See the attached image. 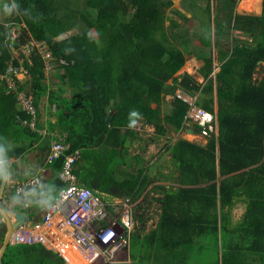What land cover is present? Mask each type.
I'll return each mask as SVG.
<instances>
[{
    "label": "trees",
    "instance_id": "obj_1",
    "mask_svg": "<svg viewBox=\"0 0 264 264\" xmlns=\"http://www.w3.org/2000/svg\"><path fill=\"white\" fill-rule=\"evenodd\" d=\"M218 1L213 18L216 43L229 28L250 36L251 41L218 52L221 64L214 79L209 77L212 61L204 59L200 73L206 83L202 92L212 93L215 84L217 135L207 137L204 145L184 139L167 145L180 187L166 190L157 200L161 204L157 225L140 242L142 253L135 264H159L157 252L161 257L189 253L207 240H214L215 246L220 240L223 258H229V264H237V258L247 254L255 257L256 264H264V72L259 81L252 80L258 63H264V0L239 3L241 9L256 13L261 4L258 16L234 14L237 0ZM12 4L17 12L15 21L24 23L29 34L22 31V36L10 42L8 27L0 25V75L11 58L7 46L19 48L31 39L43 42L56 60L64 61L54 67L60 82L54 90L43 82L44 62L36 49L28 56L20 55L30 78L27 95L36 108L43 95H48L49 106H55L54 124L59 130L54 139L68 145L66 154L79 152L73 172L81 186L90 188L102 201L132 197L144 179H140L143 169L135 176L126 174L123 181H118L116 174L125 163L122 154L136 136L133 129L138 123L149 122L159 135L177 133L185 122L188 104L176 98L175 92L191 93L195 87L186 74L175 76L190 54L185 58L168 43L163 22L159 27L172 0H12ZM204 11L208 16L209 4ZM222 11L230 13L226 25L218 22ZM80 23L85 29H77ZM176 26L170 20L169 27ZM69 29L75 30L70 37L55 40ZM90 30L97 34L99 44ZM169 79L171 84L167 85ZM62 84L69 88V95L64 94ZM19 89L24 90L22 83ZM167 95L173 97V108L160 117V103ZM211 103L209 100L205 109L213 113ZM16 115L26 118L15 96L6 93L0 82V160L19 158L40 137L20 127ZM52 128L53 123L49 129L54 132ZM63 163L61 157L49 164L54 178L31 193L32 218L41 211V204L53 201L64 187L57 176ZM238 202L244 211L233 222L232 210ZM145 251H150L147 257ZM151 257L156 260L147 263ZM2 264L64 261L39 243H17L7 246ZM249 264H253L252 259Z\"/></svg>",
    "mask_w": 264,
    "mask_h": 264
},
{
    "label": "rangeland",
    "instance_id": "obj_2",
    "mask_svg": "<svg viewBox=\"0 0 264 264\" xmlns=\"http://www.w3.org/2000/svg\"><path fill=\"white\" fill-rule=\"evenodd\" d=\"M241 0H237L235 2L234 6V14H240V15H258L261 12L256 13L255 11H248L245 9H241V6H239ZM209 4V15L204 11L205 5ZM217 5H219L218 0H172L171 7L166 8L163 20L159 23V27L162 25L165 30L166 38L168 43L174 45L176 48H178L184 55L185 58L189 56V58H186L181 68L175 73L176 77H181L182 75L186 74L187 76L191 77L193 79V84L195 87H193V90L191 93H185L182 90V97L186 99L187 101L192 102V107L195 108H201L203 111L208 112L205 109V104L211 100V107L214 116H216V91H215V84L213 85L212 93H203L202 89L205 86L206 79L205 77L200 73V69L205 64L204 59L211 60L212 61V69L213 72L218 71L217 66L221 64L218 52L220 50L222 51H230L232 48L231 45L238 44L242 45L243 43H248L251 41V37L245 34H242L240 31L232 30L229 28V31L227 33H223L221 35V41L220 43H216V38L214 36V24L213 18L215 16V12L217 9ZM176 11L183 14V16L186 19H183L180 17ZM222 11L218 17V22L226 25L228 23V17L230 16V13L227 11ZM16 10L14 8V5L12 4V0H0V25L3 27H8V39L10 42L12 39V36L16 37L18 34L22 36V31L26 32V27L24 23H19L15 21L16 18ZM170 20L174 21L176 23V27H169ZM85 29V26L80 23V27L77 28L79 30ZM76 29V30H77ZM75 30L69 29L64 31L61 35L55 38L56 41L66 39L70 37ZM92 36L96 40V42L99 44L98 36L93 31L90 30ZM29 34V33H28ZM205 38V39H201ZM239 40V42H237ZM36 43L38 46L37 53L40 55L44 62V72H45V79L43 82L47 84L48 89H54L57 90V88L60 86L59 79H57L54 75L55 73V65L56 62H60L61 64H64L61 60H56L54 56L51 55V53L47 50L46 45L43 42H38L36 40L29 41L28 43ZM183 43H186L187 46L185 47ZM24 44V45H25ZM7 46V48L11 51V54L16 57L17 53L13 47V45ZM42 53L43 56L40 54ZM28 56V55H25ZM198 58H197V57ZM50 61V63L47 65V62ZM264 72V63H258L256 67V71L253 74L252 80L259 81L262 77ZM214 73H212L211 76L214 79ZM22 85H24V91L27 93H30V78L27 76H24V79H22ZM167 85L171 84V79L167 80ZM62 88H64V94L69 95L70 90L66 86L62 84ZM48 96V95H47ZM47 96L43 95L41 97V109L44 112V121L39 122V117L41 118L40 114L37 111V126L41 124L46 123V127L40 128L39 126L37 128H40L41 130H50L49 126L53 123L52 130H59L55 123V120L57 116L54 114L56 109L54 105L48 104ZM172 99L173 97L170 95H167L164 97L163 101L160 103V117L170 114L172 110ZM154 107V105H152ZM54 121L52 122V120ZM190 120H186L183 123V126L180 130H182L180 133H174L172 131L167 132L165 135H159L156 132V126L145 124L144 122L138 123L136 127L133 129L135 132V137L131 138L130 143L127 145L125 154L123 153V158L125 160V163L123 165V168L120 171V174H116V179L118 181H123L126 177V174L128 176L130 175H136L137 171L141 168L143 169L141 174V178L144 176V179H142L141 186L137 188L136 193L129 197L127 200H122L124 202H120L119 200H116L115 202L112 201V199H105L103 202L107 205L106 206V213L107 216L104 217V219L100 222L102 226L105 228L108 227L110 224V221H113L114 219H119L120 214H123L124 212L128 211L133 215V221L135 224H140L141 222L151 223L148 225L157 224L159 219V212H160V203L157 202L158 199H161L163 193L166 190H175L180 187L179 183L176 181V169L174 168V165L170 161V154L166 148L168 147V144L173 143V141L177 139H184L187 141L195 142L198 144H205L207 142V137L205 136V140H201V137H197L194 133H189L188 130L193 129V131L199 135V131H195ZM164 127L167 128L166 125ZM187 130V131H186ZM216 130V133H215ZM51 131V130H50ZM55 132V131H54ZM211 134L217 135V125H215V128ZM210 134V135H211ZM41 136V135H39ZM65 137V134L62 135V138ZM201 140V142L199 141ZM25 155V153H24ZM27 155V153H26ZM23 159H21V158ZM19 161L22 163H27V158H32V155H28L23 157L20 156ZM136 158H139L140 162H138ZM16 164V162H14ZM23 164V165H24ZM142 197V198H141ZM18 201V200H17ZM43 210V209H42ZM244 211V205L241 203H236L232 216H233V222H236L239 220L240 216L242 215ZM46 210L42 214V216H45ZM138 214L141 215L138 216ZM3 221L0 219V232H4V226H2ZM1 243V242H0ZM130 252L131 253H139L140 248L135 244L133 241L130 244ZM125 253V252H124ZM64 256L66 257V261L70 264H87L86 259L81 256V254L76 250L74 246H70L65 250ZM206 260V259H205ZM98 264H103L102 262H97ZM96 263V264H97Z\"/></svg>",
    "mask_w": 264,
    "mask_h": 264
},
{
    "label": "built area",
    "instance_id": "obj_3",
    "mask_svg": "<svg viewBox=\"0 0 264 264\" xmlns=\"http://www.w3.org/2000/svg\"><path fill=\"white\" fill-rule=\"evenodd\" d=\"M18 36H12L11 41L16 40ZM9 47L11 48L10 44ZM32 48L38 51L36 43L23 44L19 48L14 47L17 56L14 57L11 54L5 71L0 75V82L5 86L6 93H12L15 96L19 111L26 116V118H22L16 115L17 124L43 136L46 132L37 128V108L33 104L32 97L27 95L24 90L19 89V83H23L22 79L27 75L20 55H29ZM40 54L43 56L42 53ZM49 63L50 61L47 62V65ZM175 97L188 104L185 119L201 127V136H210L216 125V116L201 108L192 107V102L184 99L182 92L177 91ZM67 150L68 145L63 140L51 142L45 161L52 164L59 158H64L62 168L57 173L58 178L64 183V187L47 209L43 220L19 227L12 236L11 244L39 243L61 257L65 264L67 262L64 252L68 247L74 246L80 254L89 258V264L96 261L103 264H114L125 254L126 237L132 227L131 217L127 212H124L120 215L119 221H110L106 228L101 225L100 222L107 216V205L90 188L78 183L73 169L74 162L79 158V152L75 151L69 155L65 153ZM2 163L4 160H0V164ZM39 186H41V181L37 176L23 181L9 178L6 192L10 191L19 197L27 195ZM23 199L27 206L26 198ZM118 227L121 231H118ZM63 228L64 232L62 233L59 229Z\"/></svg>",
    "mask_w": 264,
    "mask_h": 264
},
{
    "label": "crops",
    "instance_id": "obj_4",
    "mask_svg": "<svg viewBox=\"0 0 264 264\" xmlns=\"http://www.w3.org/2000/svg\"><path fill=\"white\" fill-rule=\"evenodd\" d=\"M259 12H261V4H260V11ZM260 14L261 13H259L258 15H260ZM40 103H41V100H40L39 105L37 107V111L41 116V118L39 117V122H40V119H41V121H44V119H45L44 112L42 113V111L43 110L45 111V109L44 108H43V110L41 109L42 107H41ZM53 121H54V119L52 120V122ZM40 126H41L40 128L46 127V123L45 124L40 123ZM43 131L46 132L45 135L40 136L36 142H33L32 146L25 152V155H23V157L26 156V158L28 155L33 156L32 158H27L28 159L27 163L24 164V163L20 162L19 159H12L11 161H9V164L7 166L9 169V173L7 176L8 178L6 177L8 180H9V178L11 180H13V178H14V179H16V181H21V180L23 181L27 178L37 176L40 178L41 185H44V184H48L49 182H51V180L54 178L55 173L50 168L49 164L46 163L45 158H46V155L48 153L51 142L56 141V139H54V137L55 138L57 137L58 132H57V130H55V132H52L50 130H43ZM181 131L182 130H179L178 132L180 133ZM51 134H55V135L51 136ZM59 140H62V139L59 138ZM26 153H27V155H26ZM21 159H23V158H21ZM14 162H16V164ZM11 163H14L15 166H13V164L10 165ZM1 178H2V175L0 174V180H1ZM30 196H31V194H28V195L25 194V195H22L18 198L12 192L8 191V192L3 193L2 200H3L4 206H10V204H12V202H13V204L16 205L17 208L21 209L22 205L20 204V200H22V198L25 197V198H27V202H29V199L31 198ZM127 199H129V198H126L124 200H127ZM116 200H119L120 202H124V201H122L123 199L114 198V199H112L111 203L113 201L115 202ZM39 201H40V199L36 200V203H38ZM158 203H160V202H158ZM32 204L33 203L30 200V203L28 204V207H27L28 213L33 212V210H34V207H33L34 204L33 205ZM50 204H52V201L51 202L46 201L45 203L41 204V206L39 207L41 209V211L39 213H37L33 218H31V220L35 221V222H39L40 220L42 221L43 218H42L41 212L43 213L44 210H47L50 207ZM160 206H161V204H160ZM126 212L130 215V217L132 219V227L130 229V233L128 234V237H126L127 244H126L125 250H124L125 254L120 258V260L115 261L114 264H135V263H137V261H138L137 257L140 256L142 253V251H141L142 246H141L140 242H142L146 238V235L151 233L157 225L156 223L153 225H148V224H151L149 222L148 223L141 222L140 224L137 225L133 221V215L128 211H126ZM232 212H233V210H232ZM159 214H160V212H159ZM138 216H140L139 220H142L141 215L138 214ZM2 226H4V225L2 224ZM59 231H62V233H63L64 228L59 229ZM3 233L4 232H0V240H2ZM132 236H134V237L136 236L137 240H134ZM132 240H134L135 244H137V246H139V248H140L139 253H131L130 252L129 247H130ZM220 243H221L220 240H217V244L215 246L214 240H212V241L207 240V241H204L203 243L202 242L199 243L198 245L196 244V246H195L196 248L191 249L189 251V253H188V251H183V252L181 251L178 254H176L177 252H174L173 254H170L167 257L165 255H163L161 257L162 253L157 252L156 255L159 256L157 258L159 264H225V263L229 264L230 259L226 258V260H225L223 258V250L221 249ZM149 252L147 253L145 251L146 254L144 256L147 257ZM81 256L83 257V259L85 258L86 261H88L87 264H89V258L84 254H81ZM153 259L156 260L154 257H151L150 259L148 258L145 261L148 263ZM251 259L253 261V264L257 263L254 256H250V255L248 256V254H247V256H241V257L237 258V261H238L237 264H249Z\"/></svg>",
    "mask_w": 264,
    "mask_h": 264
},
{
    "label": "water",
    "instance_id": "obj_5",
    "mask_svg": "<svg viewBox=\"0 0 264 264\" xmlns=\"http://www.w3.org/2000/svg\"><path fill=\"white\" fill-rule=\"evenodd\" d=\"M112 112L111 114L108 115L106 119V123H109L110 119L113 116ZM145 124L153 125L152 123L149 122H144ZM187 131V130H186ZM189 133H194L197 135V137H201V140H205V137L196 134L193 129L190 128L188 130ZM199 139V141L201 142ZM0 174L2 175V178L0 180V217L2 221L4 222L5 225V233L3 235L1 244H0V264H2V258L5 253V250L8 245L11 244V239L13 236V233L21 226L26 225L31 222V218L29 214L23 210L19 211H10L1 206V198L3 197V191L5 188L6 184V167L0 166Z\"/></svg>",
    "mask_w": 264,
    "mask_h": 264
},
{
    "label": "clouds",
    "instance_id": "obj_6",
    "mask_svg": "<svg viewBox=\"0 0 264 264\" xmlns=\"http://www.w3.org/2000/svg\"><path fill=\"white\" fill-rule=\"evenodd\" d=\"M217 68L219 69V66H217ZM212 73L215 74V72H213V71H212ZM214 74H213V75H214ZM211 75H212V74H211ZM177 91L180 92V90H177ZM177 91H176V92H177ZM176 92H175V93H176ZM188 125H189V124H188ZM199 132H200V131H199ZM199 135H200V133H199ZM11 160H12V159H11ZM11 160H4V163L0 164V166H3V165H4V166L6 167V177L8 176V173H9V169H8L7 166H8V164H9V161H11ZM10 165H12V163H11ZM13 177H14V176H13ZM7 178H8V177H7ZM7 178H6V184H5V188H4L3 193L6 192V185H7V180H8ZM27 179H28V178H27ZM41 186H42V185H41ZM41 186H39V187H41ZM39 187H38L37 189H39ZM37 189H36V190H37ZM33 191H35V190H33ZM33 191H32V192H33ZM32 192H29L28 194H31ZM28 194H27V195H28ZM19 197H20V196H19ZM19 197H18V198H19ZM55 199H56V198H55ZM55 199H54V200H55ZM100 199H101V198H100ZM54 200H53V201H54ZM53 201H52V202H53ZM102 202H103V201H102ZM20 204L22 205V206H21V209L18 208V209H16L15 211L23 210V211L27 212L26 210H24V208L26 209V208L28 207V204H29V202H27V198H26V204H27V206H25V200H24L23 198H22V200H20ZM20 204H19V205H20ZM50 206H51V204H50ZM46 211H47V210H46ZM27 213H28V212H27ZM28 214H29V213H28ZM120 215H121V214H120ZM29 216H30V214H29ZM43 217H44V216H42V218H43ZM30 218H32V217L30 216ZM119 218H120V216H119ZM114 220L119 221V219H118V220H117V219H114ZM114 220H113V221H114ZM131 221H132V219H131ZM39 222H41V220H40ZM31 223H37V222L31 220V222L28 223V224H31ZM28 224H26V225H28ZM23 226H24V225H23ZM118 228H119L118 231H121L120 227H118ZM14 233H15V232H14ZM14 233H13V234H14ZM129 233H130V232H129ZM64 264H65V263H64ZM66 264H68V263H66Z\"/></svg>",
    "mask_w": 264,
    "mask_h": 264
},
{
    "label": "flooded vegetation",
    "instance_id": "obj_7",
    "mask_svg": "<svg viewBox=\"0 0 264 264\" xmlns=\"http://www.w3.org/2000/svg\"><path fill=\"white\" fill-rule=\"evenodd\" d=\"M1 206L7 210H10V211H14L13 209L16 207V205H14L13 202H12V204H10V206H4L2 198H1ZM0 219H1V217H0ZM3 225H4V222H3ZM4 233H5V225H4ZM4 233H3V235H4ZM2 238H3V236H2Z\"/></svg>",
    "mask_w": 264,
    "mask_h": 264
},
{
    "label": "bare ground",
    "instance_id": "obj_8",
    "mask_svg": "<svg viewBox=\"0 0 264 264\" xmlns=\"http://www.w3.org/2000/svg\"><path fill=\"white\" fill-rule=\"evenodd\" d=\"M67 262V261H66ZM88 262V261H87ZM98 261H96V262H93V264H96ZM68 263V262H67ZM68 264H70V263H68ZM98 264V263H97Z\"/></svg>",
    "mask_w": 264,
    "mask_h": 264
}]
</instances>
